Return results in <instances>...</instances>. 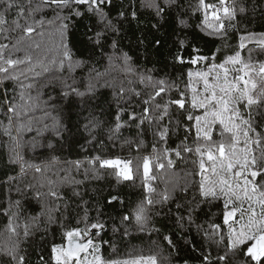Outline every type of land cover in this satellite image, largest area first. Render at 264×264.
<instances>
[{
  "label": "snow or ice",
  "instance_id": "snow-or-ice-1",
  "mask_svg": "<svg viewBox=\"0 0 264 264\" xmlns=\"http://www.w3.org/2000/svg\"><path fill=\"white\" fill-rule=\"evenodd\" d=\"M146 2L154 10L156 21L140 31L136 45L147 59L149 50L158 52L163 47L162 36L168 35L156 34L174 22L172 35L176 39L165 67H171L175 76L165 72L156 77L155 68L141 71L133 56L120 47L126 38L123 26L136 22L139 28L134 3L0 0V85H5L0 95V135L6 137L5 166L12 171L19 169L15 175H7L4 183L10 192L16 185L20 197L30 195L42 209L26 219L22 228L20 198L10 199L7 207L0 209L8 218L5 238L0 242V264H32L27 245L41 230V224L45 232L58 224L60 242H56L55 233L50 247L42 238L36 246L35 264H172L171 253L179 254L181 241L184 249L190 248L194 254L196 264H264V61L254 60L252 49L247 57L242 55L248 43H256L264 50V32L241 35L238 46L224 52L221 58L222 50L228 47L226 43L210 54L205 53L195 33L181 36L176 29L190 27L182 18L190 9L193 15L201 16L197 25L200 32L225 41L229 29L237 27L238 13L248 12L244 0H194L187 8L183 0ZM144 3L141 0L142 6ZM252 9L264 15V7L253 3ZM43 49L46 52L41 58ZM102 61L109 68L118 65L129 85L122 83L113 92L117 109L114 122L101 119L105 109L97 99L105 74L95 65ZM53 66L61 71L66 69L68 76L60 79L58 95L41 100L39 94H32L41 83L36 78ZM77 69H87L82 80L75 76ZM6 82H11L10 90ZM43 86L54 90L56 87ZM77 105L76 115L84 119L82 130L88 133L89 143L97 141L95 133L106 123V137L113 149L124 128L134 127L137 138H125L120 143L121 148L128 146L127 157L116 152L98 153L83 160L63 162L69 169L79 171L83 167L86 177L99 179L110 175L117 184L139 179L145 193L143 199L120 216L119 227L113 226L112 232L122 229L124 238L133 231L161 234L153 217H165L172 221L169 232L162 235L170 250L168 255L150 249L147 253H129L124 259L105 258L102 246L115 248V244L102 235L107 221L102 219L100 204L95 206V219H90L88 202L78 203L77 226L66 225L70 206L66 204L64 211H60V202L65 199L60 187L81 181L60 177L53 169L61 163L59 153L79 134L80 120L72 121V109ZM125 112L127 120L122 118ZM146 131L154 141L147 153L143 151L142 138ZM32 132L35 135L25 142L24 135ZM173 136L179 142L170 147ZM25 143L33 151L47 150L45 161L26 160L20 151ZM98 143L104 145V140ZM133 148L135 156L131 155ZM189 159L193 164L189 175L198 176V180L184 184L166 182L163 190L157 189L154 181L158 176H166L176 160ZM29 171L42 179L34 176L35 182L20 186L18 181ZM73 195L81 194L73 191ZM117 202L124 204L119 194H109L107 204ZM55 212L60 215H54ZM81 223L83 227L79 226ZM192 230L200 237L198 246L185 235ZM152 243L159 247L157 241Z\"/></svg>",
  "mask_w": 264,
  "mask_h": 264
},
{
  "label": "trees",
  "instance_id": "trees-1",
  "mask_svg": "<svg viewBox=\"0 0 264 264\" xmlns=\"http://www.w3.org/2000/svg\"><path fill=\"white\" fill-rule=\"evenodd\" d=\"M126 2L135 4L140 24L139 28L136 22H133L131 26H123L126 38L121 41L120 47L124 51H128L129 54L133 56L137 67L141 71L155 68L156 71L153 73V75L156 77L163 76L165 72L172 73V75L175 76L176 73L171 67H165L169 64L168 52L170 49H172V41L176 39V36L172 35L173 28H176L175 23L171 22L170 26L165 25V27L161 30V33L156 34L158 36H162L163 33H168L167 37L162 36L163 47L155 53H152L150 49V54L147 56V59H145L142 48L136 45V38L140 35V31L144 30L145 28H150L151 24L156 21L155 13L153 9L147 7L146 0L143 6L141 4V0H126ZM190 2H194V0H183L185 8H187L188 3ZM244 3L248 6V12L245 14L238 13L237 27L229 29L225 41L206 36L203 32H200L197 28V25L201 20V16L199 13L193 15L190 9H188L187 14L182 17L188 21L190 27L187 29L177 28L176 31L181 36H183L185 33H187L189 36L195 33V35L198 37L197 42L199 46L205 53L209 54L218 46L226 43L228 47L222 50V58L224 52H230L232 49H235L238 46L240 42L239 37L241 35H246L247 32H264V15H261L260 11H253L252 9L253 3H256L258 7H264V0H244ZM249 49H252V57L254 60L264 61V50H262L258 44L248 43L246 48L243 50L242 55L247 57ZM45 52L46 49H43L41 52V58H43ZM185 55H187V53H185ZM95 67L98 71L105 74L97 91V99L100 101L101 106L105 109V114L101 116V119L106 122H114V116L117 109L115 103L113 102V92L117 91L122 83L125 87H129L127 84V78L118 65L109 68L107 62L102 61L101 63L96 64ZM86 72L87 69H77L75 72L77 80H82L85 77ZM67 76L68 72L66 69L61 71L54 66L50 67L48 72H42L41 75L36 78L41 83L37 84V86L33 89L32 94L34 96L39 94L41 96V100H46L48 95H58L59 81L61 78ZM105 81L107 82L108 86H105ZM44 84L55 85V90L51 86L44 87ZM6 86L10 90L12 88L11 82H6ZM4 87L5 85H0V95L3 94ZM136 87L140 88L141 86L136 85ZM134 99L135 97H133V100ZM108 103L112 104L110 109L108 108ZM78 111L79 105L72 109V121L75 122L77 119L80 120V124L78 125L80 129L79 134L73 138L69 147H67L63 152L59 153L61 157V163L53 169V172L58 173V176L60 177L67 176L71 181H81L79 184L65 183L60 187V191L65 197L64 201L60 202V211H64V206L66 204L70 206L68 208V215L70 219L65 221L66 225L68 227L77 226L76 211L78 209L76 206L78 203H81L82 201L88 202L87 207L89 209L90 219H95V206L100 204L103 210L102 219L107 221V229L104 233H102V235L105 240H110L115 244V248L110 247L108 244H104L102 246V252L105 258L124 259L128 258L129 253L140 251L147 253L150 249L157 251L162 250L164 255H168L170 250L168 249L167 244L163 241L162 235L169 232L172 221L165 217H153V221L156 226L161 228V234H157L155 232L149 234L133 231L130 236L124 238L121 235L122 229L115 234L112 232L113 226L119 227L120 216L123 213L128 212L132 207L135 206L136 203L143 199L145 193L139 179H136L134 182L123 181L120 184H117L115 179L110 175H105L103 178L99 179L93 178L91 175L86 177L83 167L77 171L74 167L69 169V165L63 162L65 160H83L85 157H90L98 153L108 154L116 152L127 157L129 155V148L127 145L121 148L120 143L125 138L132 140L137 138L136 129L134 127L131 129L124 128L122 129V134L120 135L119 140L116 142V148L113 149L112 143L109 142L106 137V129L108 126V123H106L104 128L99 129L95 133L97 136V141L89 143L88 141L90 137L88 133L82 130L84 119L83 117H78L76 115ZM40 114L41 113L37 112V115ZM84 116H87V112L84 113ZM122 118L127 120V112L122 114ZM34 135L35 132L26 133L24 135V141H30ZM183 135L184 133L181 129V138ZM142 138L145 141L143 151L145 153L151 152L152 144L154 143L151 133L146 131ZM100 139L104 140V145L98 143ZM5 140L6 137L0 135V209L7 207L10 199L15 200L20 198L22 200V208L19 219L22 228L23 222L26 219H30L32 216L38 215L42 209L41 205L37 203V201L30 195L26 198L20 197L15 191L16 185L12 186V190L10 192L8 185L4 183L7 175H15L16 172L19 171L18 167L15 169V171H12L10 168L5 166V161L7 158V149L4 146ZM178 142L179 141L177 138L173 136L169 140V146L175 147L176 143ZM20 151L26 160L35 163L45 161L46 156L48 155L47 150L40 148H37L35 151H33L29 146H27V143H25V146L22 147ZM136 154L137 153L133 148L131 155L135 156ZM86 166L87 165H85V167ZM192 170L193 164L191 159L176 160L174 167L168 170L167 175L158 176V179L154 181V184L158 190H163L166 182L184 184L185 182H191L193 179L198 180V176L193 177L189 175ZM47 175L53 179L57 178L56 176H53V173H48ZM34 176H37V174L29 171L26 176L18 181L19 185L23 186L28 182H35L33 180ZM37 179L42 178L37 176ZM73 191H78L81 195L79 197L74 196ZM109 194H119V196L123 199L124 204L121 205L117 202L113 205H108L107 199ZM52 207L55 208V204H53ZM172 207L174 208V205H172ZM157 208H159V206H157ZM165 211H167L166 208ZM212 211L215 212L216 209H213ZM54 215L59 216L60 213L55 212ZM7 223L8 218L3 215L2 211H0V242H2L5 238L4 233ZM79 226L83 227L84 225L81 223ZM43 229L44 224H41V230L35 233L27 245L32 264H35L36 246L41 242L42 238L43 240L47 241V244L50 247V244L53 242L52 234L55 233L56 242H60V228L58 224L49 226L47 232H45ZM185 235L189 239H194L197 242V246L199 245L200 237L196 234L195 230L185 233ZM152 241H157L159 247L157 248V246L154 245ZM193 255L194 254L191 252L190 248L184 249L183 242L181 241V251L179 254L174 252L171 253L172 264H184L185 260H188L189 264H196V261L193 259Z\"/></svg>",
  "mask_w": 264,
  "mask_h": 264
}]
</instances>
